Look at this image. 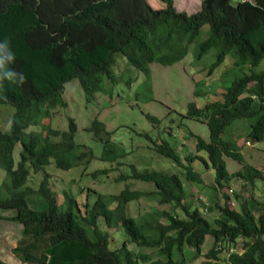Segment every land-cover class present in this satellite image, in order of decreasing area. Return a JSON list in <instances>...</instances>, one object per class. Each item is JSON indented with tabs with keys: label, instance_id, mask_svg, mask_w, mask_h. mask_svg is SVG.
Instances as JSON below:
<instances>
[{
	"label": "trees",
	"instance_id": "trees-1",
	"mask_svg": "<svg viewBox=\"0 0 264 264\" xmlns=\"http://www.w3.org/2000/svg\"><path fill=\"white\" fill-rule=\"evenodd\" d=\"M153 1L0 0V38L11 41L17 54L15 67L27 77L20 87L7 81L0 84V105L14 107L9 127H0V169L10 177V182L4 181L0 187L8 194L0 197V207L16 210L14 216L5 219L21 223L22 237L31 241L16 249L27 263L187 264L201 255L211 235L213 244L199 264H264V198L257 199L251 193L241 198L236 193L239 208H235L229 204L228 194L233 178L243 180L253 191L257 180L264 179V163L259 167L250 164L240 146L223 137L235 121L252 119L247 142L264 141V70L252 69L235 78L221 100L203 107L196 102L189 104L182 118L206 122L211 133L210 141L189 134L195 142V153L182 155L170 141H157L145 134L160 155L181 168L187 181L204 182L194 166L197 160L212 169L215 190H221L225 200L215 202L219 215L213 222L188 202L178 173L133 168L122 177L154 182L155 189H132L127 183L119 193L99 194L95 202L86 203L89 210L85 215L68 192L64 203L59 202L47 174L38 188H22L31 169L39 172L54 164L69 170L92 161V150L75 141L78 127L73 118L68 130L53 128L49 123L46 134L26 131L43 122L42 117L51 109L67 106L63 96L67 82L78 79L91 100L101 90L104 78L113 75L117 56L150 75L153 63L168 66L182 61L201 29L208 25L209 36L198 44L195 58L200 60L216 50L209 74L215 73L231 53L235 67L256 68L262 64L264 0H203L201 9L192 14L178 10L174 0H161L165 4L160 7L152 5ZM147 117L155 123L160 121L151 114ZM90 128L97 136L106 131L98 117ZM111 134L106 132L105 149L109 152L103 158L115 161L127 151L120 148L118 152ZM19 143L16 166L15 148ZM225 156L243 163V169L229 172ZM110 171L97 169L92 176L97 179ZM143 198L157 202L153 211L144 218L129 215L128 204ZM165 205L171 209L160 208ZM212 207L211 203L210 210ZM258 207L262 209L259 215ZM101 218L106 226H120L125 231L126 239L120 247L110 248L111 236L101 228ZM38 240L46 242L42 253L30 248ZM187 249L192 251L191 256H187Z\"/></svg>",
	"mask_w": 264,
	"mask_h": 264
},
{
	"label": "rangeland",
	"instance_id": "rangeland-1",
	"mask_svg": "<svg viewBox=\"0 0 264 264\" xmlns=\"http://www.w3.org/2000/svg\"><path fill=\"white\" fill-rule=\"evenodd\" d=\"M203 0H174L178 10L188 13H196L201 9ZM237 0L234 1L236 3ZM164 2L156 0L152 2L155 7L164 6ZM209 26L205 25L201 29L200 35L190 45L188 55L180 62L173 65L163 66L159 63L151 64V73L146 75L143 71L131 66L123 56H117V62L113 66V75L106 76L103 80L101 90L97 91L90 100L80 85L78 79H74L65 84L64 99L67 101L66 107H56L51 109L50 114H44L43 122L38 126H32L26 132L38 131L41 134L47 133V125L61 130H68L70 119L73 118L78 130L75 141L84 144L93 152L94 158L85 165L80 164L69 170L57 168L54 164L47 166L44 170L34 172L31 175L27 186L38 188L40 182L47 174L50 186L57 192L59 202L64 203L66 193L72 196L79 205L83 215L89 210L86 203L95 202L99 194L110 195L119 193L127 183L132 189L154 190V182H146L122 177L130 174L133 168L139 171L159 170L170 173H178L183 179L185 190L188 192V202L193 207H199L202 215L208 217L212 222L219 215L215 202H224L222 191L216 192L214 174L212 169L197 160L194 166L199 171L204 182H190L184 178L182 170L171 159L160 155L154 148L153 143L145 136L149 134L154 140H168L181 152L182 155L195 153V142L191 139V132L201 136L206 141H210L211 133L206 122L195 119L182 118L181 114L188 111L189 104L196 102L199 107L205 104L221 100L224 97L226 87L231 82L252 69L264 70V60L259 67L252 68L250 65L235 67L234 58L228 54L224 63L218 67L213 74L208 73V68L216 59V50L210 51L200 60H196L195 53L197 46L209 36ZM131 81V83H129ZM195 89L197 93L194 94ZM14 113L12 105H0V127L7 129L10 118ZM151 114L158 118L159 123H155L147 116ZM98 117L105 123L106 131L97 136L90 128L92 121ZM252 119H239L231 126H228L223 133L227 140L234 141L240 146L246 161L259 167L264 163V141L247 142ZM106 132H112L111 142L120 148H124L127 153L123 157H117L115 161L104 159V155L109 152L105 149L107 140ZM103 137L104 140L100 138ZM21 144L15 148V163L17 166L20 160ZM113 155L114 153L110 151ZM229 172H236L243 169V163L225 156ZM110 168L109 175H103L97 179L92 173L97 169ZM124 179V180H122ZM128 180V181H125ZM4 181L10 182L8 172L0 169V187ZM238 178L229 181L228 194L229 204L239 208V200L235 194L241 198L253 194L257 199L264 198V179L257 180L256 187L251 191L250 187ZM204 195L211 201L213 207L208 214H204L198 195ZM4 189H0V197H7ZM147 198L132 201L128 204V213L137 218H144L153 211V205ZM115 205V204H114ZM113 205V206H114ZM161 209L169 210L171 206H161ZM262 209L256 208V214H260ZM178 212V210H177ZM180 212V210H179ZM16 210L3 209L0 207V264H30L27 263L19 251L16 249L29 244L30 239L22 237V224L7 220L12 217ZM168 221L166 217L161 218ZM101 228L107 230L111 236L110 248L120 247L126 239L125 231L120 226L108 227L104 220L100 219ZM213 239L208 235L202 246L201 255L187 264H199L205 259V253L211 248ZM132 249H137L131 244ZM36 253L44 252L46 242L38 240L30 246ZM187 256H191V250L187 249Z\"/></svg>",
	"mask_w": 264,
	"mask_h": 264
},
{
	"label": "clouds",
	"instance_id": "clouds-1",
	"mask_svg": "<svg viewBox=\"0 0 264 264\" xmlns=\"http://www.w3.org/2000/svg\"><path fill=\"white\" fill-rule=\"evenodd\" d=\"M16 62L17 54L11 41L7 37L0 38V84L7 81L17 87L24 85L27 77L23 71L15 67Z\"/></svg>",
	"mask_w": 264,
	"mask_h": 264
},
{
	"label": "built area",
	"instance_id": "built-area-1",
	"mask_svg": "<svg viewBox=\"0 0 264 264\" xmlns=\"http://www.w3.org/2000/svg\"><path fill=\"white\" fill-rule=\"evenodd\" d=\"M199 201L201 202V204L203 206L204 212L210 211V207H211V201L210 200H208L204 195H201V196H199Z\"/></svg>",
	"mask_w": 264,
	"mask_h": 264
}]
</instances>
